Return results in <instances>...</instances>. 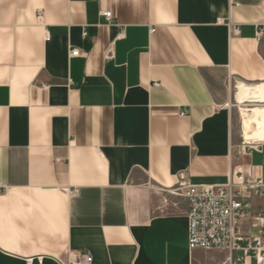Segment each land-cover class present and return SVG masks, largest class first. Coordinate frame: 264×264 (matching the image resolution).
Here are the masks:
<instances>
[{
  "label": "crops",
  "instance_id": "0c3cea01",
  "mask_svg": "<svg viewBox=\"0 0 264 264\" xmlns=\"http://www.w3.org/2000/svg\"><path fill=\"white\" fill-rule=\"evenodd\" d=\"M262 81L264 0H0V264H223L181 188L264 176L233 92Z\"/></svg>",
  "mask_w": 264,
  "mask_h": 264
},
{
  "label": "built area",
  "instance_id": "2783aa9c",
  "mask_svg": "<svg viewBox=\"0 0 264 264\" xmlns=\"http://www.w3.org/2000/svg\"><path fill=\"white\" fill-rule=\"evenodd\" d=\"M41 13V10H40ZM108 21L111 11L101 12ZM154 29H152L153 31ZM46 39L50 37L45 32ZM70 57L80 56L79 48H71ZM186 111L181 112L185 115ZM264 140H246L235 150L236 155L261 151ZM5 186L0 181V193ZM77 190H73L76 193ZM187 199V235L190 249H223L229 256L223 264H264V176L246 175L242 169L232 170L224 183L188 184L181 188ZM61 264H92L93 257L82 252H68Z\"/></svg>",
  "mask_w": 264,
  "mask_h": 264
},
{
  "label": "bare ground",
  "instance_id": "6f19581e",
  "mask_svg": "<svg viewBox=\"0 0 264 264\" xmlns=\"http://www.w3.org/2000/svg\"><path fill=\"white\" fill-rule=\"evenodd\" d=\"M235 85V98L243 116L246 140H261L263 131L262 110L264 108V81Z\"/></svg>",
  "mask_w": 264,
  "mask_h": 264
},
{
  "label": "rangeland",
  "instance_id": "374dc122",
  "mask_svg": "<svg viewBox=\"0 0 264 264\" xmlns=\"http://www.w3.org/2000/svg\"><path fill=\"white\" fill-rule=\"evenodd\" d=\"M238 83V82H237ZM242 83H246V82H242ZM255 83V82H254ZM237 85V84H236ZM233 92H234V94H235V89L233 88ZM235 96V95H234ZM236 99V98H235ZM234 103H235V101H234ZM239 104V103H238ZM263 113H264V108H263V110H262V116H263Z\"/></svg>",
  "mask_w": 264,
  "mask_h": 264
}]
</instances>
